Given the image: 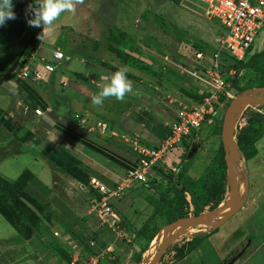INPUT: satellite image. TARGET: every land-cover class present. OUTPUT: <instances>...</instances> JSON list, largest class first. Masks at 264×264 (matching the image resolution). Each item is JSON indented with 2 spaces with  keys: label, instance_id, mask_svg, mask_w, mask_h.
Listing matches in <instances>:
<instances>
[{
  "label": "crops",
  "instance_id": "1",
  "mask_svg": "<svg viewBox=\"0 0 264 264\" xmlns=\"http://www.w3.org/2000/svg\"><path fill=\"white\" fill-rule=\"evenodd\" d=\"M101 2L103 10L107 12V9L114 8L117 15H120V19L118 16L110 25H113V30L123 34V43H131L130 49H124L123 46L121 48L146 67L147 71L124 64L113 50L92 49L88 54L84 53L86 59L84 56L82 58L63 52L64 59L58 61L65 62L63 68L56 71V67L53 77L40 76V70L44 69L43 65H38L35 66L38 72L36 76L28 80H14L18 84L15 90L1 83L0 178L14 183L26 176L25 193L34 205L49 213V222L56 234L76 254L74 260L78 264H90L94 260L96 264H157L161 247L153 255L155 257L149 261V257H146L152 240L146 250H138L144 241L141 229L153 214L151 203L154 199L151 191L154 189L151 185L135 186L129 195L115 204L119 222L111 228L104 227L93 214L90 201L95 197V192L89 186V181L96 179L107 186L117 183L126 171L135 169L138 165L139 155L128 141L141 140L148 146H157L166 137L170 123L175 121L180 111L196 105L197 102L191 97L200 96L210 88L189 77H184L188 79L187 82L176 80L181 84L178 87L165 78L151 76L155 70L151 64L162 63V58L160 60L159 57L166 50L160 39L157 41L151 38V22L142 19L141 15L152 12L154 17L161 16L181 29V25L171 19L170 8L180 6L184 0L179 4L170 0ZM165 5L166 8H163ZM153 33L159 38L167 35L161 39L170 40L167 39L169 33L161 27L153 30ZM48 35L51 34H45L50 37ZM109 38L111 39L110 33L104 26L103 38L94 42L101 44L100 42ZM47 40L45 38L43 42L40 40L36 44V51L31 54L34 55V62L39 57L40 49L48 47ZM55 41L57 40L51 42ZM262 50L264 28L253 45L252 53ZM178 58L184 60L181 53ZM44 61L54 62L42 58L43 64ZM94 61L108 65L114 71L99 69ZM122 66L130 69L127 75L137 94H127L123 102L113 97L105 100L102 107L93 105L91 97L100 90L98 75L104 73L110 76ZM260 87L257 96L264 89L263 86ZM231 93L228 91V96ZM243 93L245 94L240 92L239 96H245ZM160 96L168 100L165 105L160 101ZM257 96L254 102L263 103L264 95L260 94L259 99ZM249 105L248 102L245 108ZM249 107L252 108L251 105ZM36 110L40 111V115L35 114ZM79 117L85 118L90 126L102 121L106 123V130L98 131L95 127L81 126L78 123ZM254 149L252 157L240 158L245 166L251 198L238 213L244 212L249 217L243 221L242 227L250 245L243 252H249V255L239 264H250L252 257L264 246V218L259 221L251 218L257 211L264 214V132L254 143ZM183 150L184 148L179 151ZM205 165L199 156L195 158V171L200 172ZM228 197L230 198V194ZM242 198L238 194L235 197L236 203ZM232 206L231 202V208ZM216 210L218 209L214 211ZM0 217L7 222L1 215ZM10 227L14 230V235L0 241L3 248L0 252L11 248L13 240L18 236L17 231L11 225ZM230 234H226L227 238ZM254 242L256 247L252 250ZM136 254L138 260L133 262ZM258 262L263 264L264 258L261 257Z\"/></svg>",
  "mask_w": 264,
  "mask_h": 264
},
{
  "label": "rangeland",
  "instance_id": "2",
  "mask_svg": "<svg viewBox=\"0 0 264 264\" xmlns=\"http://www.w3.org/2000/svg\"><path fill=\"white\" fill-rule=\"evenodd\" d=\"M13 4L17 18L0 27V81L9 76L21 81L17 76L19 66L13 65L37 29L28 25L27 20L32 16L26 14L29 4L35 7V3L31 0H13ZM102 6L101 0H84L83 4L77 6L75 14L63 13L55 23V31L48 35L50 37L44 35L42 40L38 39L35 43L36 47L40 40L43 42L45 38L48 39V47L40 49L39 57L30 63L31 68L44 65L41 59H51L50 52L57 49L82 58L84 53L88 54L92 49L113 50L120 59V53H128L121 47L130 49L131 43H123V34L113 30V25H110L118 16L120 19V15H117L116 9H107L106 12ZM170 12L171 19L177 21L181 29L161 16L154 17L152 12L143 13L141 18L151 22V38L157 41L160 39L166 50L159 57L160 60L162 58V63L151 64L155 68L151 76L165 78L180 87L181 84L176 80L187 82L188 79L184 77L195 80L189 74L200 66L195 61L194 53L200 48L207 53L214 51L220 29L215 22L204 18L201 6L195 1L184 0L180 6H171ZM104 26L111 39L100 42L101 44L95 43L94 40L100 41L103 38ZM158 27L169 33V41L163 40L167 35L160 38L154 36L153 30ZM40 28L41 34L43 28ZM54 39L57 41L51 42ZM35 51L36 49L33 52ZM180 53L183 61L178 58ZM251 55L245 60L246 65H242L240 71L228 80V91L232 93L220 98L213 113L208 115L209 121L195 132L194 141L186 143L183 151H171L163 163L153 168L162 171L167 177H161L155 170L149 177V185L154 189L151 191L154 199L151 203L153 214L141 230L144 241L138 249L143 252L152 240L149 255L146 253V257H149L147 261L155 257L153 255L159 247L162 250L157 264H229L233 259L232 264H239L249 255V252L243 254L250 245L242 227L243 221L249 217L244 212L238 214L251 198L245 166L240 160L244 156L240 147L249 151L254 137L264 131V102H254L256 93L260 91L258 88L264 87V50ZM94 62L99 69L114 71L108 65ZM64 63L53 62L57 67L56 71L62 69ZM39 73L43 78L45 75L53 77L56 74L44 70ZM240 92H245V96L240 97ZM260 94L264 95V89ZM159 99L164 105L168 102L162 96ZM248 102L252 108L250 105L245 108ZM138 141L143 144V141ZM197 156L206 163L200 172L195 171L197 167L193 166ZM232 157L237 160L233 166L229 164L233 163ZM230 174L241 178L238 194L243 198L226 216L233 195L232 184L229 185ZM216 208L218 210L214 211ZM0 209L6 220L18 231L13 246L0 252V264H78L74 260L76 254L56 234L49 222V213L40 206L31 205V201L17 189L3 183H0ZM263 215L257 211L251 218L259 221L264 218ZM229 219L231 222L226 224ZM229 233L231 234L227 238L226 234ZM13 235L14 230L0 217V241ZM254 247L256 242L253 243L252 250ZM2 249L0 246V251ZM261 257L264 258V246L249 263L258 264ZM132 260L137 262L138 255Z\"/></svg>",
  "mask_w": 264,
  "mask_h": 264
},
{
  "label": "built area",
  "instance_id": "3",
  "mask_svg": "<svg viewBox=\"0 0 264 264\" xmlns=\"http://www.w3.org/2000/svg\"><path fill=\"white\" fill-rule=\"evenodd\" d=\"M192 1L201 6L205 19L215 22L220 29L216 49L209 53L196 50L194 58L200 66L194 73L189 72L210 90L204 92L200 103L185 108L178 114L175 121L170 123L166 137L157 146H148L130 139L128 143L139 155L138 165L135 169L126 171L117 183L107 186L96 179H90L89 186L95 192V197L90 201L92 211L104 227H115L119 222L115 204L135 186L147 185L151 173L154 172L153 168L163 163L171 151L182 149L186 143H190L195 132L203 123L209 121L208 115L213 113L220 98L228 96V80L236 75V70L223 62L222 54L234 62H245L264 28V0ZM32 56L18 69L17 76L20 80H28L38 73L35 67L30 66L35 60ZM63 59L64 53L61 50L51 51V60L58 62ZM43 69L47 73H53L55 65L50 61H44ZM35 114L40 115V111L36 110ZM78 123L88 128L95 127L98 131L106 130V123L102 121L90 126L85 118L79 117ZM90 264H96V261Z\"/></svg>",
  "mask_w": 264,
  "mask_h": 264
},
{
  "label": "clouds",
  "instance_id": "4",
  "mask_svg": "<svg viewBox=\"0 0 264 264\" xmlns=\"http://www.w3.org/2000/svg\"><path fill=\"white\" fill-rule=\"evenodd\" d=\"M84 3V0H35V7L29 4L26 14H31L32 18L27 20L30 27L39 28L42 26L43 31L38 36L42 40L45 34H52L55 31V23L63 13L75 14L77 6ZM13 0H0V27L5 26L9 20H15ZM130 69L122 66L110 76L100 73L98 80L100 90L91 97V102L96 106H103L105 100L115 98L123 102L125 96L129 93L137 94L134 91L133 82L128 78ZM5 86H11V90L18 88L14 80L5 81Z\"/></svg>",
  "mask_w": 264,
  "mask_h": 264
},
{
  "label": "trees",
  "instance_id": "5",
  "mask_svg": "<svg viewBox=\"0 0 264 264\" xmlns=\"http://www.w3.org/2000/svg\"><path fill=\"white\" fill-rule=\"evenodd\" d=\"M33 3H35V0H31ZM170 1H172L173 3H175V4H179L182 0H170ZM40 30H41V28L39 27V28H37L36 29V31L33 33V35L30 37V39H29V41H28V43H27V45H26V47H25V50L21 53V55L19 56V58L16 60V62L14 63V65L13 66H19L18 68H21L27 61H28V59H29V57L31 56V54L33 53V51H34V49H35V43L37 42V40H38V36H39V34H40ZM199 51H202V52H206V50H204V49H202V48H200V49H198ZM116 51H118V49L116 50ZM117 53V52H116ZM252 54V51L249 53V55H248V57L249 56H252L251 55ZM120 55H121V61H122V59H123V63L124 64H128V65H130V66H133L134 68H136V69H138V70H140V71H147V68L146 67H144V66H142L140 63H138L136 60H134L130 55H128L127 53L126 54H121L120 53ZM118 57H120V56H118ZM222 60H223V62H225L227 65H229V66H231V67H233V69H235L236 70V73L237 72H239L240 71V67L242 66V65H246L245 64V62H234L232 59H230L228 56H226L225 54H222ZM152 73V72H151ZM15 80L14 79V77L13 76H9V77H5V78H3L1 81H0V84L1 83H5V81H7V80ZM203 96H204V93L202 94V95H200V96H197V95H193L191 98L192 99H194L197 103L196 104H198V103H200L201 101H202V99H203ZM264 132V131H263ZM263 132H261L259 135H257L256 137H254V139L252 140V142H251V148L249 149V151H246L245 150V148L244 147H240V144H239V147H240V149H241V151L243 152V157L245 158V159H248V158H250V157H252L254 154H255V149H254V143L256 142V140H258L261 136H262V134H263ZM160 143V142H159ZM155 167H157V166H155ZM154 167V168H155ZM156 172H157V174H159L161 177H167V175L164 173H162V171H160V170H156V169H154ZM153 170V171H154ZM0 183H3V184H5V185H7V186H9V187H11V188H13V189H17L18 191H19V193H21L25 198H27L28 199V201H31L30 199H29V196L25 193V190H24V188H25V184H26V176H23V177H21L19 180H17L16 182H14V183H9V182H7V181H5L4 179H2V178H0ZM150 183V182H149ZM149 183L147 184V185H144V186H148L149 185ZM35 203H33V201H31V205H34ZM218 208V207H217ZM0 215L6 220V218H5V214L3 213V211L0 209ZM7 221V220H6ZM15 230H16V228L14 227V225L13 224H11L9 221H7ZM142 229H143V227H142ZM141 229V230H142ZM17 231V230H16ZM17 233H18V231H17Z\"/></svg>",
  "mask_w": 264,
  "mask_h": 264
},
{
  "label": "bare ground",
  "instance_id": "6",
  "mask_svg": "<svg viewBox=\"0 0 264 264\" xmlns=\"http://www.w3.org/2000/svg\"><path fill=\"white\" fill-rule=\"evenodd\" d=\"M235 157H232V160L234 159ZM236 159L235 160H233L232 162V164L229 162V164L231 165V166H233V164H235L236 163ZM229 177H231V181H230V179H229V185L230 184H232V188H233V195H232V203H233V206L234 205H236L237 203H236V200H235V197L238 195V185L241 183L240 182V180H241V178H237V176H232V174H230L229 175ZM232 206V207H233ZM231 208V206H229L228 207V209H230ZM232 209V208H231ZM231 209H230V211H231ZM229 214V213H228ZM227 214V215H228ZM226 215V216H227Z\"/></svg>",
  "mask_w": 264,
  "mask_h": 264
},
{
  "label": "water",
  "instance_id": "7",
  "mask_svg": "<svg viewBox=\"0 0 264 264\" xmlns=\"http://www.w3.org/2000/svg\"><path fill=\"white\" fill-rule=\"evenodd\" d=\"M162 250V249H161ZM233 261H234V259L233 260H231L230 262H229V264H232L233 263Z\"/></svg>",
  "mask_w": 264,
  "mask_h": 264
}]
</instances>
